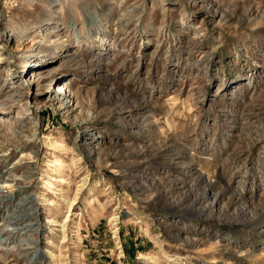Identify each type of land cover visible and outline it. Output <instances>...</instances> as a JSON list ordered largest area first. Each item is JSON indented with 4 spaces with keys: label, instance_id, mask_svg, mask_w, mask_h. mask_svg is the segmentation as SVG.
Returning a JSON list of instances; mask_svg holds the SVG:
<instances>
[{
    "label": "rangeland",
    "instance_id": "374dc122",
    "mask_svg": "<svg viewBox=\"0 0 264 264\" xmlns=\"http://www.w3.org/2000/svg\"><path fill=\"white\" fill-rule=\"evenodd\" d=\"M33 261L264 264V0H0V264Z\"/></svg>",
    "mask_w": 264,
    "mask_h": 264
},
{
    "label": "bare ground",
    "instance_id": "6f19581e",
    "mask_svg": "<svg viewBox=\"0 0 264 264\" xmlns=\"http://www.w3.org/2000/svg\"><path fill=\"white\" fill-rule=\"evenodd\" d=\"M211 205H212V204H211ZM211 205H210V206H206V207L203 209V211L198 212L199 216H200L202 213H204L206 210H208V209L211 207ZM39 256H40V255H39ZM32 264H37V263H36V261H33Z\"/></svg>",
    "mask_w": 264,
    "mask_h": 264
}]
</instances>
